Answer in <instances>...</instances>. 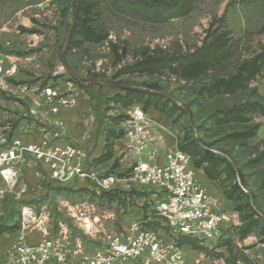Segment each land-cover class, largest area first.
I'll return each instance as SVG.
<instances>
[{
    "label": "rangeland",
    "instance_id": "1",
    "mask_svg": "<svg viewBox=\"0 0 264 264\" xmlns=\"http://www.w3.org/2000/svg\"><path fill=\"white\" fill-rule=\"evenodd\" d=\"M80 2L90 7L88 25L98 34L93 42L73 32V8ZM263 49L264 0H0V53L6 69L15 66L14 75L0 86V125L11 128L9 139L24 143L44 132L48 137L57 134L63 144L78 146L86 168L100 179H129L137 159L126 137L132 129L158 149L160 163L167 151L191 150L193 140L201 141L228 162L233 159L234 170L254 194V199L237 198L236 203H248L264 221ZM210 55L216 58L213 67L200 77L187 80L176 74L180 62ZM255 59L256 70H240ZM144 60L153 65L134 67ZM239 72L242 83L226 91L223 81ZM95 82L154 87L163 95L127 94L91 84ZM62 101L67 102L60 105ZM52 107H57L56 115ZM136 112H142L143 120L133 121ZM58 120L60 126L55 125ZM184 153L198 182L228 219L213 239H192L197 250L183 248L188 264H264V232L240 239V215L223 194L239 182L237 173L221 163L219 179L211 180L204 171L208 164L198 167L197 157ZM41 167L27 161L15 194L1 202L0 264L23 234V206L45 217L49 236L62 228L71 242L92 251L106 235L155 213L156 201L163 198L153 188L122 183L109 192L78 181L58 184ZM37 229L23 234L28 242L42 238Z\"/></svg>",
    "mask_w": 264,
    "mask_h": 264
},
{
    "label": "built area",
    "instance_id": "2",
    "mask_svg": "<svg viewBox=\"0 0 264 264\" xmlns=\"http://www.w3.org/2000/svg\"><path fill=\"white\" fill-rule=\"evenodd\" d=\"M14 73L15 66L6 69L0 53V86ZM46 94L51 95L50 92ZM66 102L62 101L60 105ZM51 110L55 115L58 112L57 107ZM31 114H35L34 111ZM132 118L138 122L143 120V114L136 112ZM59 122L55 125L60 126ZM10 133L9 125H0V205L6 196L15 194L24 164L33 161L47 169L51 181L62 185L81 181L89 188L109 192L122 183L161 192L163 198L156 201L154 210L167 228L168 237L162 236L159 230L147 229L140 219L122 232L106 235L101 246L90 251L78 242H71L62 228L57 235L49 236L44 226L45 217L38 216L33 207L23 206L20 209L23 234L38 228L44 235L37 243L30 244L27 235L21 234L1 264H128L138 261L143 264H188L184 250L177 246L176 240L182 236L199 243L211 240L228 220L216 198L198 182L188 154L172 149L164 153L160 163L158 149L148 145L137 130L132 129L126 135L137 154L128 180L96 177L86 168L85 155L78 146L63 144L57 134L48 137L44 132L35 141L24 143L20 138L9 139Z\"/></svg>",
    "mask_w": 264,
    "mask_h": 264
},
{
    "label": "trees",
    "instance_id": "3",
    "mask_svg": "<svg viewBox=\"0 0 264 264\" xmlns=\"http://www.w3.org/2000/svg\"><path fill=\"white\" fill-rule=\"evenodd\" d=\"M73 9H74V19H75V23L73 25V32L74 31L79 32V33L81 32L86 38H88V41H91V42L95 41L97 39L98 34H96L92 30V28L88 25V22H89L88 14L90 10L89 5H83V3L80 2V3H77ZM261 56L264 59V49L262 51ZM214 57L215 55H210L209 59H196V60L194 59L190 61L180 62L176 67V74L183 79H187V80L196 79L200 77L201 75L205 74L207 71H209L213 67L212 60L216 59ZM257 61L258 60L255 59V60L242 64L240 67V70H243L245 72L256 70ZM151 65H153L152 62L144 60L138 63L134 67L139 68V69H144V68H149ZM241 81H242V73L239 72L232 79L226 82L223 81L224 83L223 85L226 91L229 92V91L234 90L236 86L240 85L242 83ZM145 88L149 90H147V92H144L143 90L123 89V91H125L127 94L147 93L149 95H154V96H158L159 94L160 96L163 95L160 91H158L154 87H145ZM174 106L181 112L189 116H192L191 111L187 109L186 107L181 108L180 106H178V104H175ZM196 141L193 140L190 143L189 149L191 150L186 149L187 151H185L183 147H179V150L196 156L197 157L196 166L198 167H200L202 164H208L210 169L204 168V171L209 179L211 180L219 179L218 178L219 177L218 168L221 163L226 164L229 167L231 173L236 172L237 176L239 177V182L231 185L228 190H223L224 191L223 194L226 199L234 203V209L240 215V219L242 222V226L239 228L240 239H244L250 234L254 232H258V230H260V232H264V221L262 219V213L260 211H256L255 208H252L251 205H249L248 203H245L244 205L236 203L237 198L247 200L248 197H250L254 199V194L252 191L249 190L248 183L245 177L242 175V173L239 172V170L237 171L234 170V168L237 167L236 163L231 158H230V162H228L226 158H222L220 155L216 154L215 151L212 152L205 143L201 141H197V142ZM198 142L203 146V148L199 146ZM227 157L229 158V156ZM232 164H234V167L232 166ZM211 173H214L215 175L213 176L211 175ZM105 195L106 196L108 195V197L112 199V196L110 194H105ZM253 205L255 206V204ZM141 221L143 222L144 227H146L147 229H151V230H157L159 227V223H160V220L157 218L155 213L153 214L151 213L150 215L144 216L141 219ZM11 228L13 230L16 229L14 225ZM192 241H195V240L182 236L176 240V244L177 246L182 247V248L188 247L192 250H197L194 247Z\"/></svg>",
    "mask_w": 264,
    "mask_h": 264
},
{
    "label": "water",
    "instance_id": "4",
    "mask_svg": "<svg viewBox=\"0 0 264 264\" xmlns=\"http://www.w3.org/2000/svg\"><path fill=\"white\" fill-rule=\"evenodd\" d=\"M70 34V29H68L67 32V39L69 37ZM66 39V40H67ZM93 85H102V86H106V87H110V88H120V89H136V90H149L145 87H137V86H130V85H114V84H109V83H102V82H95V83H91ZM151 91V90H150ZM214 152V151H213ZM232 163V162H231ZM233 165V164H232Z\"/></svg>",
    "mask_w": 264,
    "mask_h": 264
},
{
    "label": "crops",
    "instance_id": "5",
    "mask_svg": "<svg viewBox=\"0 0 264 264\" xmlns=\"http://www.w3.org/2000/svg\"><path fill=\"white\" fill-rule=\"evenodd\" d=\"M22 137H23V139L26 140V141H29V140H30V138H29L28 135H23ZM36 139H37V138H36ZM163 155H164V154H163ZM161 158H163L162 155H161ZM41 169L47 171V169H46L45 167H41ZM78 182H79V183H85V182H81V181H78ZM85 184H87V183H85ZM149 214H150V213H147L146 215H149ZM137 220H140V217H139V218H135V219H133L130 223H128V225L126 226V228H128V226H129L132 222L137 221ZM126 228H125V229H126ZM125 229H124V230H125ZM157 230L162 231V228L158 227ZM35 243H37V242H34V241H31V240H30V244H35ZM78 243H79V242H78ZM80 244H81V243H80Z\"/></svg>",
    "mask_w": 264,
    "mask_h": 264
}]
</instances>
